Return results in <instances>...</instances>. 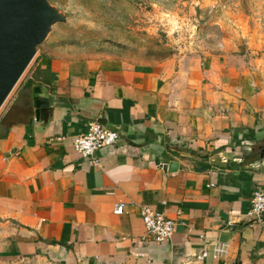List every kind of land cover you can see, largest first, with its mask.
Returning a JSON list of instances; mask_svg holds the SVG:
<instances>
[{"label":"crops","instance_id":"0c3cea01","mask_svg":"<svg viewBox=\"0 0 264 264\" xmlns=\"http://www.w3.org/2000/svg\"><path fill=\"white\" fill-rule=\"evenodd\" d=\"M250 44L149 64L38 49L0 110V264H264L248 215L264 183V54ZM90 121L119 139L83 158L73 138ZM142 204L175 220L169 241L144 239Z\"/></svg>","mask_w":264,"mask_h":264},{"label":"rangeland","instance_id":"374dc122","mask_svg":"<svg viewBox=\"0 0 264 264\" xmlns=\"http://www.w3.org/2000/svg\"><path fill=\"white\" fill-rule=\"evenodd\" d=\"M49 2L66 21L52 26L37 52L51 46L73 57L149 64L186 52L203 53L222 38L236 36L264 54V0ZM37 52L14 88L27 77Z\"/></svg>","mask_w":264,"mask_h":264},{"label":"water","instance_id":"95a60500","mask_svg":"<svg viewBox=\"0 0 264 264\" xmlns=\"http://www.w3.org/2000/svg\"><path fill=\"white\" fill-rule=\"evenodd\" d=\"M65 21L66 15L49 0H0V108L52 26ZM41 102L36 100V118ZM260 149L263 157L264 145ZM176 167V162L168 164L170 171Z\"/></svg>","mask_w":264,"mask_h":264},{"label":"built area","instance_id":"2783aa9c","mask_svg":"<svg viewBox=\"0 0 264 264\" xmlns=\"http://www.w3.org/2000/svg\"><path fill=\"white\" fill-rule=\"evenodd\" d=\"M119 139L117 130L90 121L83 132L73 138V147L83 158L92 157L97 151L113 146ZM125 204L119 202L113 206L114 214H121ZM248 215L264 224V183L252 192ZM140 216L145 226L144 239L152 242L169 241L174 233L176 222L160 210L149 204L140 206ZM206 255L203 251L198 258Z\"/></svg>","mask_w":264,"mask_h":264}]
</instances>
